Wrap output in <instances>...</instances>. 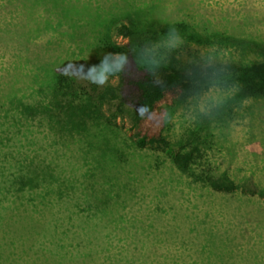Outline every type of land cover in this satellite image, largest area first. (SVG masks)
Here are the masks:
<instances>
[{"label": "trees", "instance_id": "trees-1", "mask_svg": "<svg viewBox=\"0 0 264 264\" xmlns=\"http://www.w3.org/2000/svg\"><path fill=\"white\" fill-rule=\"evenodd\" d=\"M43 1L54 8L51 21L58 11L65 10L63 20L71 21L69 27L75 33H84L87 45L99 42L109 57L99 64L100 70L87 72L81 82L75 76L51 72L55 62H47L46 68L40 65L30 68L25 61L21 69L28 74L37 72L33 75H40L37 84L50 96H56L47 104L36 102L23 108L19 104L17 86L23 81L24 89L28 90L29 85L31 93L38 94L32 86L35 79L28 80L30 84L25 79L17 83L16 78L0 82V201L7 195L11 200L10 213L26 222L22 237L14 239L18 243L12 245L16 257L7 251L6 255L1 253L5 242L0 240V264H24L26 259L29 264H38L37 257L50 261L55 254L57 264H182L186 258L183 254L157 255L149 239L140 236L145 231L136 235L132 227V235L118 216L131 203L140 183L138 177L142 176L134 149L161 153L180 174L214 192L226 194L240 189L244 194L264 199V186L258 183L245 179L237 184L227 173L214 175L199 169L204 162L203 141L215 135L213 124L231 114L243 101L264 96V42L238 41L217 30L198 28L197 23L189 21L156 19L154 14L161 5L156 8L151 5L145 12L134 9L132 16L124 14L127 16L121 18L110 13L102 21V11H93L88 4H77L76 0L74 4L69 0ZM119 1L105 7L106 12L109 13L112 4L122 8L123 5L117 4ZM35 2L39 0H32ZM35 34L24 31L22 36ZM116 37L128 42L117 43ZM191 44H242L257 59L197 61L178 56V51ZM89 65L88 62L86 69ZM18 70L15 67V77ZM211 89L225 94L218 110L200 115L204 124L191 133L192 139L170 141L164 127H160V119L156 123L153 120L156 112L164 106L167 119ZM60 97L64 102L61 103ZM63 113H67V121ZM119 122L128 123L130 143ZM58 133L67 142L74 140L68 150L76 165L82 163L81 171L76 168V174L71 172L66 177L67 185L63 188L54 184L55 181L59 184L57 177L67 174L54 172L55 167L46 162L49 149L60 143ZM117 180L122 182L119 189L114 186ZM99 215L112 217L107 221L117 238L110 236L109 242L100 241L97 245L93 242L90 246L89 225L97 222ZM195 226V237L201 238L198 243L201 247L196 246L193 256L188 255L186 264H249L246 259H252L250 255L243 257L231 248L223 249V240H219L223 235L215 233L206 219ZM129 236L133 240L125 242L123 237ZM140 239L145 241L138 247ZM123 245L125 250L120 248Z\"/></svg>", "mask_w": 264, "mask_h": 264}, {"label": "rangeland", "instance_id": "rangeland-1", "mask_svg": "<svg viewBox=\"0 0 264 264\" xmlns=\"http://www.w3.org/2000/svg\"><path fill=\"white\" fill-rule=\"evenodd\" d=\"M76 1L77 4H88L93 11L100 9L103 13L100 18L102 21L107 19L110 13L112 17L121 18V15L132 16L134 9L145 12L151 5L154 8L161 5L159 12L154 14L156 19L167 18L171 22L189 21L197 23L198 28L217 30L238 41L264 42V0H120L117 4L120 7L123 5L122 8L113 7L116 0ZM68 2L74 4V0ZM43 3V0H39L37 4L32 3V0H0V82L16 78L17 83L25 79V82L30 84L28 80L35 79L32 86L39 91L38 94L31 93L29 85L26 90L23 88L24 82L21 81L17 86L16 97L19 98L22 108L36 102L40 105L47 104L51 98L56 99V96H50L47 90L37 84L40 75L33 76L37 72L28 74L21 69L25 61L30 68L39 65L46 68L47 62L50 64L55 62L51 72L62 73L67 77L75 76L81 82L84 81L83 76H87V72L100 70L99 64L105 63L109 57L108 51H104L99 42L98 45L93 46L89 43L87 45L83 37L85 34L77 31L75 33L74 28L69 27L71 21L63 20L64 13L67 14L65 10L58 11V16L52 17L51 21L50 15L53 14L54 8ZM111 3L113 4L108 13L105 7L108 8ZM93 11L91 10L92 13ZM74 17L76 15H72V18ZM98 26L101 28V25ZM24 31L31 35L36 34L25 37L22 36ZM66 32L69 33L68 36L63 35ZM74 34H76L74 37H69ZM114 40L117 43L128 42L119 37ZM178 56L197 61L218 59L250 62L257 59L256 55L242 44L227 46L191 44L184 51H178ZM88 62L90 65L86 69ZM15 67L19 69L16 77ZM223 94V91L211 89L194 101L184 104L167 119L165 107L162 106L153 120L156 123L157 119H160L162 122L160 127L161 125L164 127L163 132L170 141L174 143L186 141L191 138V133L196 131L197 127L204 124L200 121V115L218 110L225 96ZM229 115L213 124L214 137L204 139L201 155L204 162L199 169L214 175L227 173L237 184L248 179V182L251 180L263 187L264 96L243 101L235 106ZM62 117L67 121V113H63ZM43 118L40 120L45 121ZM119 125L126 132V136L122 132L121 134L126 137L127 143H130L128 123L119 122ZM204 132L203 130L202 133ZM58 135L61 136L60 143L49 149V161L46 162L55 167L54 172L67 174L65 177H57L60 180L59 184H56V181L53 183L63 188L64 184L67 185L66 177L68 178L71 172L76 174L74 170L76 168L81 171L82 163L76 165V160L68 150L74 140L67 142L61 133ZM130 147L134 149L133 146ZM134 150L142 176L138 177L140 183L134 191L131 203L127 204L125 209H121V215H118L127 224V230L132 235V227L136 235L144 230L140 236L142 239L143 236L149 239L151 248L157 255L179 257L181 253L186 257L182 264L183 261L186 264V261H189L188 255L193 254L196 246L201 247L198 245L201 238L195 237V223L206 219L215 233L223 235L219 236V240H223V249L231 248L243 257L250 255L252 259L245 258L249 264H264L263 198L244 194L240 189L226 194L214 192L211 188L194 183L187 176L180 174L161 153L151 149ZM141 166L144 168L141 169ZM121 185L122 182L117 180L114 184L115 189H119ZM10 201L7 195L0 201V240L5 242L1 253L5 254L7 251L16 257L12 245L18 243L14 239L22 237L26 230V222L23 218H15L10 213L8 207ZM109 218L107 215H99L96 217L97 222L89 225L90 246L93 242L96 245L100 241L109 242L110 236L117 238L109 225L111 222L107 221ZM123 238L125 242L133 240L132 236ZM142 239L138 241V247L143 246L145 240ZM120 248L125 250L126 246ZM52 257L50 261L44 257H37L36 260L38 264H57L58 254ZM28 261L26 259L24 264H29Z\"/></svg>", "mask_w": 264, "mask_h": 264}]
</instances>
